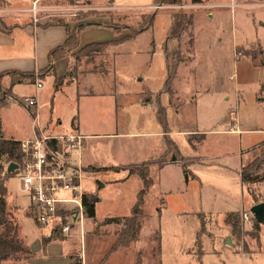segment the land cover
Wrapping results in <instances>:
<instances>
[{
  "label": "rangeland",
  "instance_id": "374dc122",
  "mask_svg": "<svg viewBox=\"0 0 264 264\" xmlns=\"http://www.w3.org/2000/svg\"><path fill=\"white\" fill-rule=\"evenodd\" d=\"M9 2L15 8L31 5L25 0H9ZM154 3L155 0H39L32 3L28 10L31 24L47 27L61 22L69 28V31L75 30L80 24H84L85 27L98 26L107 29H109L107 26L117 24L121 27L123 34L130 35L131 29H137L142 13L155 16L151 28L142 31L139 36L123 44L87 48L89 44L79 46L77 43L75 47H64L63 51L57 54L60 57L54 60L56 62L67 59L68 66L64 76L57 77L56 66L53 64H51L53 71L46 72L44 76L52 75L61 87L65 84H78L81 93L83 91L109 93L110 100L95 95L94 99L85 98L81 101L80 98L78 104L76 101L72 103L70 92H66L68 94L66 97L54 94L55 98H53L51 83L46 81L43 91L40 92L41 113H44V117L49 116L51 103L64 117L68 115L70 107L74 106L92 129L99 128L104 129L105 132H113L117 127L118 131L126 130L141 134L146 131L147 126H149L148 130H152L154 126L144 121L145 110L138 108L134 103L146 104V100H149L156 110L160 108L165 110L169 106L170 113L174 115L181 110L180 116H176L171 122L179 129L188 131H192L194 127L205 130L221 129L224 118L228 116L225 113L223 95L230 96L226 105L232 106L234 105L233 97L238 93V103L242 101L238 110L246 127L264 128V68H255L250 58L246 56L248 53L264 51V0H202V4L198 5L191 4V0H183L181 3L185 6L183 9L163 8L157 11L152 9L155 7ZM33 5H36L35 13L32 11ZM9 9L10 7L5 4L4 0H0V25L2 24L1 19H8ZM179 10L192 12L195 20L179 39L183 64L180 66L181 71L176 72L172 92L167 94L163 90L166 73L163 43L172 15ZM10 15L15 14L11 12ZM123 26H128L130 30L124 29ZM1 27L9 28L4 24ZM78 34L79 39L80 32ZM189 39H192V43ZM176 44L174 40L172 44L168 43V47ZM66 73H68L67 76ZM195 73L203 83L200 86L194 82ZM37 81H40L39 72L34 82ZM184 84L189 87H185ZM206 86L209 87L208 92L205 91ZM2 89L8 91L7 94L4 92L2 94L6 95L4 97L6 104L11 92L7 87L2 86ZM237 90L239 91L236 92ZM24 91L32 93L34 87L29 86ZM115 101L117 112L111 111V106ZM0 122L3 135L22 137L28 133L31 120L21 107L12 103L10 107L0 111ZM259 133V131L244 133L242 135L243 148H249L261 141L257 139L260 137ZM199 137L200 135L190 132L186 138L192 143ZM146 139L148 138L137 135L118 141L108 138L93 139L90 141L92 143L90 155L97 160V163L104 162L102 160L112 162L121 150L120 144L128 142V148L137 149L135 152L137 155L132 159H127L122 151L123 157L119 161H124V163L136 162L135 160L145 161L148 157L147 153L145 155L143 153L148 142L158 143L154 138ZM176 141L180 146L181 154L187 155L186 142L183 143L178 138ZM207 142L205 153L219 158L223 154L234 152L237 139L235 136L224 134L208 135ZM247 151L250 156L247 161H251L258 153L256 146ZM166 158H169L168 154ZM161 159L162 157H159L142 164L124 166L126 169L121 171L97 174L91 172L92 175L84 178V189L98 199L95 204V217L90 219L85 216L83 223L75 226L72 234L64 238V240L73 238L74 231L78 232L81 227L82 229L85 227L80 236L85 253L84 248H81L80 254L77 253L81 255L82 264L84 261L85 264L100 262L121 229V225L117 224L103 225V219L127 216L130 213L135 194L142 188L139 174L148 170L153 184L157 183V165ZM184 159L186 162L187 158L184 157ZM226 159L232 161L233 157L227 155ZM215 162L218 163L217 160ZM0 165L5 170L6 161L2 160ZM87 171L91 170L87 169ZM220 175L223 182L235 179L233 173ZM12 176L7 181L9 219L16 225L19 237L26 239L27 245L34 254V257L31 254L23 261L26 264L28 262L31 264V260L36 263L39 259L47 258L42 255L45 252L49 254L46 260L48 264L54 261L57 264L65 258V251L60 253L59 246L69 248L70 240L57 243L56 240L61 241L62 239L55 238L54 243L48 245L47 249L42 252L41 237L48 236L49 229L35 223L30 218V212L25 207L26 196L19 192L17 177L14 174ZM171 176L173 177L171 183L175 185L179 176L175 174ZM152 185L144 197L145 205L142 212L144 218L138 233L139 243H133L130 249L118 248L115 253L118 259L115 260L116 264H136V261L138 264H159L160 254L157 251V240L154 235L159 223L155 212L158 207L162 210L160 218L163 235L162 264H264V224L259 226V240L256 242L249 235L254 219L250 210L240 213L241 227L239 236H237L231 233L228 222L232 221V218L229 220L226 215L198 214L197 217L194 216V223L181 219L175 215L176 198L161 196V189ZM262 185L264 188V182L247 187L249 194L253 192L255 196L257 195V203L264 202ZM194 186L196 187V184ZM242 192L243 198L246 197L248 203L251 204L250 195L245 186L242 187ZM223 197L221 195L219 199ZM205 198L203 197L204 200ZM161 199L164 205L161 204ZM184 203L186 207L193 205L189 201ZM238 204L233 206H239ZM228 206H232L230 202L226 205L220 203L219 207L225 209ZM214 207L217 209V204ZM243 214H246L248 219H245ZM194 231L200 237V246L193 244ZM226 239H229L230 243H226ZM71 243L75 246L72 241ZM186 247H191L188 251L186 250V254L176 256L180 248L185 250ZM111 262L114 261L111 259Z\"/></svg>",
  "mask_w": 264,
  "mask_h": 264
},
{
  "label": "crops",
  "instance_id": "0c3cea01",
  "mask_svg": "<svg viewBox=\"0 0 264 264\" xmlns=\"http://www.w3.org/2000/svg\"><path fill=\"white\" fill-rule=\"evenodd\" d=\"M34 1L38 2L39 0H25L26 3H29L31 5L15 8L12 6L9 0H4L5 4H7L10 7L9 9L10 13L13 12L15 15L12 16L9 13L8 19H5V18L1 19L2 24H4L5 26H8L9 28L5 29L1 27L2 24L0 25V74L6 71L7 72L12 71V72H17V73L18 72H21V73L28 72V73H33L34 78L38 77V72L48 67L49 52L58 47H62L65 39L67 38L65 29H63L62 27L55 26V25H48L47 27H43V26H39L33 23L31 24L30 14L28 10L30 9ZM127 36L128 34L127 35L123 34V32H120V34H116L113 32L112 29L110 30V29L102 28L98 26L85 27L80 31V38H79L78 43H79V46H85L88 44H96V43H111V42L118 41L122 38H125ZM134 38H131V39H134ZM127 40H130V39H127ZM127 40L121 41L117 43L116 45L123 44L124 42H127ZM163 57H164V54H163ZM164 63H165L166 72H167V63L165 62V58H164ZM52 64L56 66L57 77L64 76V73L68 66L67 59L65 60L61 59L56 62L52 61ZM182 64L183 63H181L180 66H182ZM251 64H252V61H251ZM180 66L178 68V71L179 70L181 71ZM255 68H264V67H255ZM196 74L197 73H195L194 75V78L196 79L194 80V82L196 83V85L200 86L203 83H201L200 79L197 77ZM67 75L68 73H66V76ZM1 80L2 81L0 82L2 86L9 88L11 92V96L9 97V100L7 101L6 104L4 103L3 105H0V111L3 108L10 107V105L13 103L16 106L21 107L22 110L28 115V118L31 120V123H29L28 133L22 137L3 135V132H2L3 130H1V122H0V130L2 133L1 136L3 139L4 138L11 139V140L20 142V140H30L34 137V134H35V129H34L35 122L34 121L35 120H33L32 116L30 115L28 110L23 105V100L27 97H33V98L35 97L36 107L34 111L38 113V116H39L38 123L40 126H48L49 128H54V130L59 133H64L67 131L74 130L86 136V142H85L86 146L80 155V159H81L82 164H84V166L87 169L91 170L89 171L90 175H92L91 172L93 174H97L99 172L121 171V170H114V171L113 170L101 171V170L110 169V168H113L114 166H127L128 167L130 165L142 164V163H145V161L159 158L161 157V155L165 153L166 144L164 140H165V137H167L168 139L173 141L174 144L177 146L179 155L182 158L184 157L187 158L188 170L189 172L192 173V175L195 176V179L185 183L184 175L181 169V162H177V163L167 162L163 166H161L160 169L157 170L158 172L157 180H156L157 183L155 182V184H153L152 186L154 187L158 186V188L161 189V192H160L161 196L164 195L167 197L176 198L177 200L176 202L177 208L175 210L176 216H179L181 219L185 221L194 223L195 222L194 216L197 217L198 214L200 215L211 214L212 216H215V214H220V216H225V215L227 216L229 213H233V212L241 213L242 211H247V210L249 211L251 207L255 205L252 200H250L251 201V204H250L248 203V199L246 197L243 198V194H242L243 186L240 183V171H241L240 167L250 157L249 152L247 150L251 147L254 148L256 145L264 141V128L250 129L246 127L247 125L241 119L240 113L238 110L239 109L238 106L242 102L241 101L240 103H238V98H237L238 93H236L233 97L234 105L227 106L226 104H228L230 100V96H225L224 92H222L224 94L223 102L225 103V107H224L225 113L228 114V116L224 118L221 129L205 130V129H197V127L192 128L191 129L192 131H188L187 129H179L177 126L175 127L173 124H171V122L174 120L176 116H180L182 111L180 110V112L174 115V113H170V107L168 106L165 109L166 110V125H167V130H166L164 126L161 125V122L159 121L157 110L154 108V106L150 103L149 100H146V104H141L140 102H138V104L134 103V105L137 106L138 108H142V110H145L144 121L151 124L155 128V130L154 128L152 130L151 129L148 130L149 126L145 125L147 126L146 127L147 129H145L146 131L143 130L145 132L141 134H134L131 131L127 132L126 130L118 131L117 127H116V130L113 132H105L104 129H99V128L92 129L83 120L81 113L78 112V109L75 110L74 106L70 107V109L68 110V115H65V117L63 116L61 112H59L56 109L55 105L53 106L52 103H51V109L49 112V116L44 117V113H41L42 97H41L40 92L43 91L44 83H46V81H50L51 83V92H52L53 98H55L54 94H59L60 96L62 95L66 97V95H68L66 94V92L68 93L70 92L69 95L71 97V102L73 103L76 101L77 104L80 98H81V101H84L85 98L94 99L95 95H98L102 98H109L110 100L109 93H103V92L95 93V92H90V91H83V93H81V90L79 91L78 84H70V85L65 84L62 87L60 86L61 88L58 91H54L55 81L52 75L40 77V82L42 83L41 89L36 88V82H34V84L18 83L15 85H11L10 77L7 75L3 76ZM29 86L34 87V91L32 93H26L24 91V89ZM184 86L189 87L186 84H184ZM74 89H75V92H74ZM205 89H206L205 91L208 92L207 89H209V87L206 86ZM238 91L239 90H237L236 92ZM114 100H115V97H114ZM116 109H117V103L115 101V103L111 106V111L117 112ZM73 119L75 120L72 123ZM231 128H237V131L230 132ZM255 131L260 132L259 133L260 137L257 139L261 141L254 143V145H252L249 148H243L242 135L244 133H254ZM190 132L200 135L199 139L197 140L194 139L195 141L192 143L190 142L191 140H187L186 137L190 135ZM223 134L227 136L228 135L235 136V138L237 139V144H236V148L234 152H232L231 154H223V156L219 158L214 157L213 155H210L209 153L208 154L205 153V147L208 144L207 136L208 135H223ZM135 135L143 136L148 139L149 137H151V138L156 139L155 141H158L157 144L153 143V141L148 142L144 150V153H143V155L147 153L148 158H146L145 161L138 162L137 160H135L136 162L127 161L126 163H124V161H119L123 157L122 151L124 152V157L127 159H130V158L132 159L135 155H137L135 153L137 149H134V147L128 148V145H129L128 142L120 144L121 150L117 153L116 159L114 160L112 159V162L102 160L104 162L97 163V160H95V158H93L92 155H90V150L92 148V143H90V141L93 139L98 140L101 138H108L109 140L118 141L121 139H128L129 136H135ZM176 138L183 141V143L186 142V148H187L186 154L187 155L184 156L181 154V151L179 149L180 146L178 145ZM124 145H125V148H123ZM227 155L232 156L233 160L232 161H228L227 159L225 160ZM215 160H217L218 163L215 162ZM128 162H130L129 165H127ZM8 165H6L5 169H7ZM92 170H99V171L93 172ZM224 173L225 174H228V173L235 174V179L232 178L224 182L221 181L222 178L220 174L224 175ZM172 174L179 176L177 179V183H175V185L174 183H171V180L173 179V177L171 176ZM194 184H196V187L194 186ZM257 184H260V183H257ZM245 188L247 190V193L249 194V191L246 186ZM262 189H264L263 185H262ZM139 191L140 189L137 190V193ZM137 193L135 194V199H136ZM221 195L224 197L222 199H219V196ZM185 196H188V197H185ZM203 197H206L205 200L203 199ZM202 200H203V203H202ZM162 201L163 199H161V204L164 205V201L163 202ZM185 201H189L193 205L186 207L184 203ZM229 202L231 203L232 206L225 207V209H222L219 207L220 203L223 205H226ZM236 203H239L238 204L239 206L237 205L233 206ZM215 204H217V207H216L217 209H215L214 207ZM27 206H28V198L26 197L25 207ZM161 211L162 210L159 207L155 211L157 214V219H159V223L157 225V231H156L160 235L159 236L160 237L159 264H162V252H163L161 248L162 247L161 243L163 239L162 229L160 227ZM129 215L130 213L127 216H116V217H128ZM116 217H107V218H116ZM84 228L85 227H83L82 231L80 230H78V232L74 231V235L72 236L73 238L69 239L70 240L69 248L68 246L67 247L59 246L60 249L58 250L60 251V253L61 251L62 252L65 251L64 252L65 258L63 260H60V262H58L57 264H69L70 256L77 254V253L80 254L79 252L81 251V248L82 249L84 248V253H85V247H83V245L81 244L82 239L80 237V235H82L80 233L84 232ZM48 231L50 232V230ZM48 236H44V238ZM196 236L197 234L194 231V242H195ZM69 240H61V241L56 240V242L65 243L66 241L69 242ZM139 240L140 238L138 237V240L133 243H139ZM228 240L229 239H226V243ZM71 241L75 244V246L72 245ZM76 242L78 244H76ZM51 243H54V241L52 240L46 245H43L41 241L42 252L45 251L48 245H50ZM113 243L114 242H112L110 247L107 249L106 253H104L100 262L95 263V264H106V263L116 264L115 260H118V259L117 257H115V253H116V250L120 247L111 249ZM132 244L130 246H132ZM129 247L128 249H130ZM191 247H188V248L186 247L185 250L180 248L176 256H179V254L181 255L184 253L186 254V250L188 251V249H190ZM56 249H57V246H56ZM102 249L103 247L100 248L101 251ZM86 252H87V248H86ZM31 254H32V257H34L33 256L34 254L32 252ZM42 255H44V257H47V258L39 259V261L36 263H34L31 260V264H48V261L46 260H48L49 254L47 253L45 254L44 252V254ZM111 259L114 262H111ZM28 264L30 263L28 262ZM52 264H56V262L54 261ZM84 264H85V261H84ZM136 264H138V261H136Z\"/></svg>",
  "mask_w": 264,
  "mask_h": 264
},
{
  "label": "trees",
  "instance_id": "16d2710c",
  "mask_svg": "<svg viewBox=\"0 0 264 264\" xmlns=\"http://www.w3.org/2000/svg\"><path fill=\"white\" fill-rule=\"evenodd\" d=\"M183 0H155L153 5H173V4H181ZM191 4L198 5L202 4V0H191ZM155 20V16L153 14H146L142 13L140 15V21L137 24V29H129L128 26H123L124 29L130 30V35L125 38H122L118 41L111 42V43H96V44H89L86 46L87 48H96L101 46H107L112 44H117L121 41H126L127 39L134 38L135 36L142 33L146 29H149L153 26ZM195 15L192 12H182L181 10L176 11L172 15V20L170 22V26L167 30V36L163 43V54L165 58V62L167 63V72L165 75V81L163 84V90L170 94L172 92V86L175 81L176 72L181 63H183V56L180 51L179 39L181 34L191 27L194 23ZM55 26L62 27L65 29V33L67 34V38L64 41L62 47H58L49 52V64L48 67L44 71L39 72V77L45 75V73H49V71H53L52 61L58 59L60 56L57 55L59 52L63 51L64 47H75L78 43V33L80 30L85 28L84 24H80L75 30L69 31V28L61 23L58 22L54 24ZM109 29H112L114 33L120 34L121 27L114 24L111 26H107ZM193 39V38H192ZM192 39H189L192 43ZM174 40L177 42L175 46L168 47V43L172 44ZM252 61V64L255 67H264V51L259 50L257 52L248 53L246 55ZM9 76L11 85H15L18 83H28L34 84V74L33 73H21V72H2L0 74V81L3 76ZM54 91H58L60 89V84L57 80H54ZM3 92L5 94L8 93L5 89H2V85L0 83V105L5 103V96L2 95ZM157 114L159 117V121L161 125L167 130L166 125V111L163 108L157 110ZM75 119H73L72 123ZM2 133L0 130V163L6 161V165L10 163H14L19 165L21 162V150L18 141H14L11 139H3ZM165 144L166 150L163 155H161L162 159L159 162L158 169L161 168L165 163H177L181 162V169L184 175V182L187 183L193 179L195 176L192 175L191 172L188 170V163L185 162V159L179 155V151L177 146L174 144L173 141L165 137ZM256 149L258 153L251 161H247L242 164L240 167V183L242 186H252L256 185L257 183L264 182V141L260 144L256 145ZM168 154L169 158H166ZM150 165L154 163H148ZM126 169L124 166H114L110 169L104 170H123ZM100 170V169H99ZM99 170H92L99 171ZM14 173H7L6 169L4 170L2 165H0V264H26L23 260L29 257L31 254L30 248L26 243L25 238L19 237L18 229L16 225L10 222V210L7 205V197L9 195L8 188H7V181L12 178ZM141 178L142 188L136 195V199L133 203L131 208L130 215L128 217H116V218H105L103 220V225L114 224V225H121V229L119 230L117 237L111 247V249H115L116 247L128 248L133 242L138 240V233L142 225V219L144 218L143 215V207H144V197L146 192L149 190V187L153 184V181L148 173V170L144 173L139 174ZM251 200L256 204L257 195L253 192L250 194ZM98 199L92 195H87L84 197L83 206L85 207V216L87 218L93 219L95 217V207ZM30 214V213H29ZM227 218H232V221L228 222L231 227V231L234 235L239 236V229L241 225L239 224L241 221L240 213H229ZM230 220V219H229ZM252 230L249 232V235L258 242L259 240V226L260 224L252 220ZM157 240V251H159V244H160V235L158 232H155ZM55 238H60L64 240L65 237H62L57 231H53L48 237H42V244L46 245L50 241L54 240ZM200 237L199 235L196 236L194 246H200ZM70 263L69 264H82L81 257L78 254H74L70 256ZM23 261V262H22ZM200 264V263H199Z\"/></svg>",
  "mask_w": 264,
  "mask_h": 264
},
{
  "label": "built area",
  "instance_id": "2783aa9c",
  "mask_svg": "<svg viewBox=\"0 0 264 264\" xmlns=\"http://www.w3.org/2000/svg\"><path fill=\"white\" fill-rule=\"evenodd\" d=\"M163 8L183 9L185 6L157 5L152 9ZM32 11L36 12V5ZM41 87L42 83L37 81L36 88ZM23 105L35 120V134L32 139L19 142L21 162L13 172L19 192L28 198V211L35 223L68 238L74 227L83 223V201L90 194L83 187L84 178L90 174L80 159L86 136L74 130L59 133L54 128L40 126L38 113L34 111L35 97L25 98ZM235 131L237 128L230 129V132ZM242 216L248 219L246 214Z\"/></svg>",
  "mask_w": 264,
  "mask_h": 264
},
{
  "label": "water",
  "instance_id": "95a60500",
  "mask_svg": "<svg viewBox=\"0 0 264 264\" xmlns=\"http://www.w3.org/2000/svg\"><path fill=\"white\" fill-rule=\"evenodd\" d=\"M17 169V165L10 163L6 169L7 173H13ZM250 214L259 224H264V202L257 203L250 209ZM227 243H230L229 240Z\"/></svg>",
  "mask_w": 264,
  "mask_h": 264
}]
</instances>
